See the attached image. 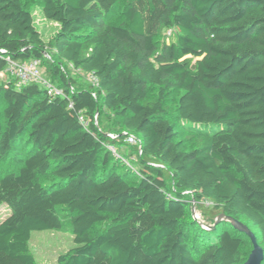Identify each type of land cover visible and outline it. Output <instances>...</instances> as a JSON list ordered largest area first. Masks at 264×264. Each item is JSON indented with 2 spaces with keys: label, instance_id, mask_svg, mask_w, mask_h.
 I'll return each instance as SVG.
<instances>
[{
  "label": "trees",
  "instance_id": "trees-1",
  "mask_svg": "<svg viewBox=\"0 0 264 264\" xmlns=\"http://www.w3.org/2000/svg\"><path fill=\"white\" fill-rule=\"evenodd\" d=\"M41 1L49 42L25 0H0V71L41 59L65 90L0 80V264H37L32 232L67 228L59 264H243L252 242L221 214L264 248V0ZM120 3L125 22L107 21ZM69 64L96 82L76 85ZM123 132L141 140L137 170L109 150Z\"/></svg>",
  "mask_w": 264,
  "mask_h": 264
},
{
  "label": "rangeland",
  "instance_id": "rangeland-1",
  "mask_svg": "<svg viewBox=\"0 0 264 264\" xmlns=\"http://www.w3.org/2000/svg\"><path fill=\"white\" fill-rule=\"evenodd\" d=\"M27 7L34 12V16L37 22L39 30L43 33L44 39L49 42L51 38L56 34L58 30V24L51 20H48L42 12V1L41 0H25ZM124 4L120 3L115 8L114 12L107 17V21L122 24L125 22ZM178 31L162 28L158 40L159 43L164 42H173L177 41ZM70 71V74L74 77L76 85L86 86L89 83H93V80L89 74H86L82 71H76L72 64L66 66ZM180 92L173 91L168 96L167 108L171 111L175 110L177 98ZM173 121L175 119L173 118ZM106 131L112 132L115 131L112 128L111 120L103 118L102 124H100ZM178 139L183 142V145L186 148H192L198 146L201 142V137L195 134L188 133L182 128L178 127ZM117 144L114 146L117 147V151L124 157H130L131 153L135 151V145H128L124 140L117 139ZM109 146H113L110 144ZM7 165H5L6 167ZM134 169H138V163L135 161L132 164ZM192 197V196H190ZM206 206H211L210 201L203 202ZM191 210L193 211L194 216L201 221L204 226H210L213 222L205 218L198 205L199 203L193 198L190 200ZM9 210L6 206L0 207V220L4 219ZM100 226V225H99ZM97 229V227H96ZM75 246L74 234L70 228L65 230H42V231H33L31 234V239L29 241L30 253L34 256L37 264H59V257L67 254Z\"/></svg>",
  "mask_w": 264,
  "mask_h": 264
},
{
  "label": "built area",
  "instance_id": "built-area-1",
  "mask_svg": "<svg viewBox=\"0 0 264 264\" xmlns=\"http://www.w3.org/2000/svg\"><path fill=\"white\" fill-rule=\"evenodd\" d=\"M45 55L48 58H51L49 53L46 52ZM7 67L0 71V80H9L15 79L17 81L18 86H22L28 83H36L41 87H44L47 93L51 96H65V90L54 83L51 79L45 76L42 61L41 59H30L27 61H19L12 59L11 56L6 57ZM93 82H96V78L91 76ZM70 107H73V102H70ZM80 120L84 121V116L80 115ZM96 121L98 122V117L96 116ZM124 136V141L128 145H135L139 148L138 154H142L141 149V140L127 132H123L122 134L111 133L110 137L113 139H118ZM109 150L112 152V155L118 159H121L126 165L132 167L133 162H137L138 154H132L130 157L122 156L118 151L116 146H108Z\"/></svg>",
  "mask_w": 264,
  "mask_h": 264
},
{
  "label": "water",
  "instance_id": "water-1",
  "mask_svg": "<svg viewBox=\"0 0 264 264\" xmlns=\"http://www.w3.org/2000/svg\"><path fill=\"white\" fill-rule=\"evenodd\" d=\"M229 220L235 228L244 232L251 240L253 249L248 259L243 264H263L264 262V248L260 244L255 232L244 222L226 214H221L216 218V223L220 220Z\"/></svg>",
  "mask_w": 264,
  "mask_h": 264
}]
</instances>
